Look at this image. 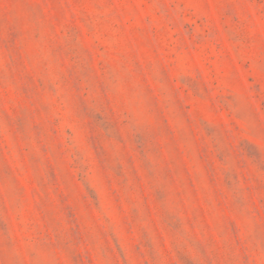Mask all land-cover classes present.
Masks as SVG:
<instances>
[{"label":"rangeland","instance_id":"1","mask_svg":"<svg viewBox=\"0 0 264 264\" xmlns=\"http://www.w3.org/2000/svg\"><path fill=\"white\" fill-rule=\"evenodd\" d=\"M0 264H264V0H0Z\"/></svg>","mask_w":264,"mask_h":264}]
</instances>
